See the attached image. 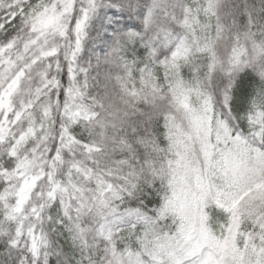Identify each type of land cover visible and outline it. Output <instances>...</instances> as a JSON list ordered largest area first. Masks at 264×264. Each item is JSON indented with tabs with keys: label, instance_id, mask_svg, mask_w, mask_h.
Here are the masks:
<instances>
[{
	"label": "snow or ice",
	"instance_id": "1",
	"mask_svg": "<svg viewBox=\"0 0 264 264\" xmlns=\"http://www.w3.org/2000/svg\"><path fill=\"white\" fill-rule=\"evenodd\" d=\"M0 264H264V0H0Z\"/></svg>",
	"mask_w": 264,
	"mask_h": 264
}]
</instances>
